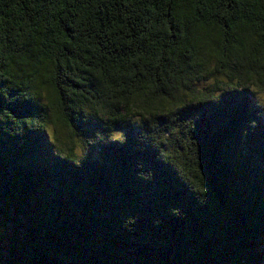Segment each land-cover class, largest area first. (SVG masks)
<instances>
[{
  "label": "trees",
  "instance_id": "trees-1",
  "mask_svg": "<svg viewBox=\"0 0 264 264\" xmlns=\"http://www.w3.org/2000/svg\"><path fill=\"white\" fill-rule=\"evenodd\" d=\"M0 264H264V0H0Z\"/></svg>",
  "mask_w": 264,
  "mask_h": 264
},
{
  "label": "rangeland",
  "instance_id": "rangeland-1",
  "mask_svg": "<svg viewBox=\"0 0 264 264\" xmlns=\"http://www.w3.org/2000/svg\"><path fill=\"white\" fill-rule=\"evenodd\" d=\"M207 84H208V81H200V82H197V84H195L196 85V87H195V89H200V88H203V87H205V86H207ZM254 90H256L255 91V93H256V96H258V99L259 100H261V99H263V97H262V94L256 89V87H252ZM58 133L60 134V135H63V129L61 130H58Z\"/></svg>",
  "mask_w": 264,
  "mask_h": 264
}]
</instances>
